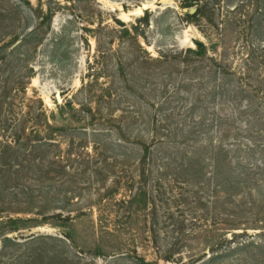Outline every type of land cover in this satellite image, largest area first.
I'll list each match as a JSON object with an SVG mask.
<instances>
[{"label":"rangeland","instance_id":"1","mask_svg":"<svg viewBox=\"0 0 264 264\" xmlns=\"http://www.w3.org/2000/svg\"><path fill=\"white\" fill-rule=\"evenodd\" d=\"M3 47L0 264H264V0H0Z\"/></svg>","mask_w":264,"mask_h":264},{"label":"trees","instance_id":"2","mask_svg":"<svg viewBox=\"0 0 264 264\" xmlns=\"http://www.w3.org/2000/svg\"><path fill=\"white\" fill-rule=\"evenodd\" d=\"M23 39H24V38H23ZM18 42H20V41L17 39V37H15V38L12 40V42H10V43L7 44V46H15V47H14V50H13V51H15L16 48L18 47V45L21 44V43H19V44L16 46V44H17ZM3 50H4V47H3V48H0V52L3 51ZM5 58H6V56H4L3 54H0V62L4 61ZM202 71H203L202 69H194V70H192V73H193V76H192V77H193V79L188 78L187 81H188V82L191 81V82H193V83H197L198 86L202 85L203 82L205 81L204 78H201V77H200V73H201ZM220 89H221L220 87H216V88H215V90H217V93H218V90H220ZM211 93L213 94V96L215 95V97L218 96V94L216 93V91H214V92H210V93H208L207 95H206V94H193V96H192V99H193L192 104H190V106H189L187 109H184V110L187 111L188 114H190V113H195L197 110L200 111L201 108L198 106V104H200V103L202 102V100H203L204 97H209V98L212 97L211 101H213V96L209 95V94H211ZM214 101H215V100H214ZM210 111H211V110H210ZM206 113H209V112H207V111L204 112V113H203V116H204ZM203 116H200V117L202 118ZM208 117H213V118L216 117L219 121H221V122H225V123H231V124H235V123H236V119H235V117L232 115V113H229L227 110L223 109V108L220 107V106H219L218 108H215V109L213 110V114H209ZM159 130H162V132L165 131V129H164L163 127H160ZM222 131H223V133H224V132L229 133L227 130H222ZM194 132H195V130H194V129H191L190 133H189L187 136H192V135L194 134ZM160 133H161V132H160ZM184 135H186V134L184 133ZM222 136H223V135H222ZM225 136H227V135H225ZM235 142H236V140H235ZM6 147H7V146H6Z\"/></svg>","mask_w":264,"mask_h":264}]
</instances>
